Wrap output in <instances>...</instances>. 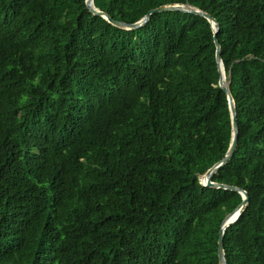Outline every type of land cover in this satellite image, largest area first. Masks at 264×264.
Masks as SVG:
<instances>
[{
	"label": "trees",
	"instance_id": "16d2710c",
	"mask_svg": "<svg viewBox=\"0 0 264 264\" xmlns=\"http://www.w3.org/2000/svg\"><path fill=\"white\" fill-rule=\"evenodd\" d=\"M215 19L237 123L211 181L247 202L226 264H264V0H93L133 23ZM209 22L135 29L84 0H0V264H218L236 191L200 184L230 119Z\"/></svg>",
	"mask_w": 264,
	"mask_h": 264
},
{
	"label": "water",
	"instance_id": "95a60500",
	"mask_svg": "<svg viewBox=\"0 0 264 264\" xmlns=\"http://www.w3.org/2000/svg\"><path fill=\"white\" fill-rule=\"evenodd\" d=\"M92 1L93 0H84L85 6L87 7V9L92 14L99 15L104 20H106L108 23H110L116 27L126 29V30L135 29V28L142 26L147 21L149 15L151 13L161 12V11H171V10H178V11H183V12L195 13V14H198V15L204 17L209 22L212 33H213L212 41L214 44V60L216 63L217 73H218L217 85H218V87L221 88V90L225 94V98H226V102H227V109H228V113H229L230 140H229L227 150L224 153L223 157L221 159H219L218 161H216L214 164H212L199 177V181H200V184H202L204 186L236 191L237 193H239V195L241 197L240 202L230 212H228L223 217V219L220 222L218 232H217L216 251H217L218 264H226L223 249H222V235H223L224 229L227 226H229L230 224H232L237 219V217L239 216L241 211L243 210V208L247 202V194L243 189H241L239 187L211 181V175L213 173H215L218 170V168L221 167L224 163H226L227 160L231 157L233 150L235 148V145H236V137H237V123H236V119H235L234 104H233V100L231 98V95L229 93V90L227 88L229 80L225 79V81L223 82V79L221 77V72L224 73V69L222 66L221 59H220L219 43L216 39V32L218 30V26H217L215 19H213L209 14H207V13H205V12H203V11H201V10L191 6V5H188L186 3H169V4L159 5L155 8L149 9L140 19H138L137 21H135L133 23H123V22L111 19L105 12L100 11L97 8H95L92 4ZM224 78H225V73H224Z\"/></svg>",
	"mask_w": 264,
	"mask_h": 264
},
{
	"label": "bare ground",
	"instance_id": "6f19581e",
	"mask_svg": "<svg viewBox=\"0 0 264 264\" xmlns=\"http://www.w3.org/2000/svg\"><path fill=\"white\" fill-rule=\"evenodd\" d=\"M221 77H222L223 82H224L225 81V78H224V73L223 72H221Z\"/></svg>",
	"mask_w": 264,
	"mask_h": 264
}]
</instances>
